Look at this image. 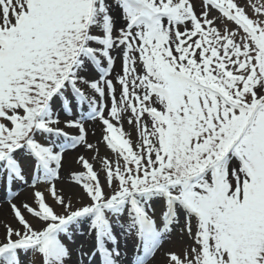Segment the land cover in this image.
Returning <instances> with one entry per match:
<instances>
[{"label":"rangeland","instance_id":"obj_1","mask_svg":"<svg viewBox=\"0 0 264 264\" xmlns=\"http://www.w3.org/2000/svg\"><path fill=\"white\" fill-rule=\"evenodd\" d=\"M0 183L44 186L63 215L2 232L0 262L123 214L152 248L132 264H264V0H0Z\"/></svg>","mask_w":264,"mask_h":264},{"label":"bare ground","instance_id":"obj_2","mask_svg":"<svg viewBox=\"0 0 264 264\" xmlns=\"http://www.w3.org/2000/svg\"><path fill=\"white\" fill-rule=\"evenodd\" d=\"M110 14H113V11H107V15L109 16ZM84 63L87 65V60H85ZM84 94L85 98H87V103L91 104L90 106H93L95 102H97L96 104L99 102L102 106H105L104 109L110 106L109 103L115 96L108 94V92L106 93V91H104V89L100 86L95 88H92V86L89 88L87 87L85 88ZM74 102L75 100L72 101V103ZM61 105L62 102L60 99L56 100L52 105H50V112L47 115V118H54L57 115V109L61 108ZM104 114H106V111ZM100 116L102 117V114ZM95 123L96 122L90 125L92 130L96 129ZM61 126L62 129H58H61L60 131L62 132L68 129L66 123H62ZM77 126L78 124H76V127ZM65 132L69 133L68 131ZM64 156V162H67V158H70L71 152L66 151ZM56 172L57 170H53V172H50L49 174L51 177H56ZM31 174L28 176L33 178L35 175H33V172ZM1 187L2 185L0 183V191H3ZM43 194L46 196V200L44 202L32 201V199L36 196H42ZM0 200H2V202H0V226L2 228L0 235L5 231L14 235L16 232L25 231L34 234L35 232L42 231L49 226V221L55 219V217L51 216V213H49L52 211L59 218L63 217L61 209L57 207L54 198L48 197L46 189L42 185H40V187L26 186L25 189L14 195L6 192L4 195H0ZM81 202L82 201L79 199L69 201L67 203L66 210L69 208H71V210H76ZM25 203H27L29 206H26ZM12 206L18 212V215L19 212L22 214L21 217L20 215L17 218H15L14 215L11 217L3 216V214L7 213L8 209H10ZM22 207L24 208L23 210H21ZM47 208L51 211L48 212ZM79 208H81L80 205ZM28 212H31V217L28 216ZM159 214L160 213L157 215L159 216ZM122 216L123 214L114 215L115 218L120 219V225H117L116 223L111 224V226L114 228L113 230L119 231L118 233L114 231L116 233L115 235L105 234L103 229L97 232L98 230L94 225L84 231L82 240L79 241L75 235L65 234L63 231V229H65L67 233L68 230L75 231L77 227H80L78 222H72L65 228H62V232L58 233L57 231L53 234H50L49 236H46L43 241V246L37 249L38 251L30 253H28V251H23L19 257L17 256V260L15 262L16 264H108V260L112 259L113 264H132L134 257L139 259L141 256L144 257L147 254H151L152 248L151 246H147L144 248L145 250H142L141 252L140 247L146 246L147 242L142 241L138 235L135 236L133 232L126 230L125 226L121 225L124 222L121 220ZM138 217L141 229L144 231L148 230L150 228V218H148L145 213H142L140 216L138 215ZM101 233L108 235L109 238L107 243L99 242V240H97L98 236L102 235ZM158 240V236H154L152 243H157ZM111 244H113V247H115L113 251L107 247V245ZM173 249L174 251L171 252L174 254L169 253V251L167 252V254L172 255V259H174L176 255L180 256L178 253H176V249H178V247L175 246ZM159 254H156L153 261L149 264H155L157 263V260L161 263L162 260L161 257L159 258ZM10 263L14 264V261L11 260V262H8V259L6 261L4 259L2 262H0V264Z\"/></svg>","mask_w":264,"mask_h":264}]
</instances>
